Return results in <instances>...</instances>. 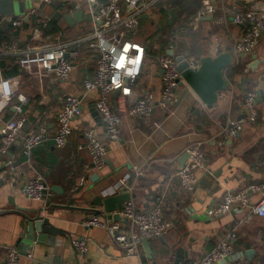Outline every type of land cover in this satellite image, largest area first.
Here are the masks:
<instances>
[{
    "label": "crops",
    "instance_id": "obj_1",
    "mask_svg": "<svg viewBox=\"0 0 264 264\" xmlns=\"http://www.w3.org/2000/svg\"><path fill=\"white\" fill-rule=\"evenodd\" d=\"M57 1L36 6V14L29 15L33 5H27L25 14L12 17L25 18L20 29H14L8 17L1 24L6 35L0 42V76L18 77L20 93L26 100L14 98L2 119L8 121L22 116L25 125L9 151L0 152V255L5 246H18L22 251L31 245L30 257L23 256L21 264H189L201 259L232 229L236 220L247 218L262 196L259 192L252 193L250 206L235 208L220 218L207 217V209L226 194L250 184L264 183V35L254 54L236 56L234 44L243 28L234 24L229 14L233 6L245 11L264 0H220L214 17L201 21H195L196 15L189 18L178 7L180 0L155 3L146 0L147 5L153 4L140 21L138 35L131 40L144 46L148 57L132 95L124 98L114 93L111 96V104L122 118V133L119 141L107 142L108 163L103 171L95 170L85 147V133L89 129L105 139L104 125L96 109L100 92L87 90L84 85L98 67L97 54L89 46L93 29L87 17L72 25L67 21V16L74 15L72 8L79 0H68V4H63L66 0ZM162 2L166 5L162 6ZM160 15L164 21L156 29L154 20ZM52 22L58 31L47 33ZM33 36L37 37L35 44L31 41ZM188 36L195 37L192 46L184 44ZM75 40H82L79 47L83 60L68 81L55 75L29 73L19 65L20 57L30 46L45 50ZM173 44H178L176 56L189 59L230 53L232 66L226 72L229 89L219 94L218 104L212 108L189 90L182 102L174 103L169 110L157 108L150 121L129 117V109L144 91H151L159 99L162 74L155 60L159 54L170 52ZM256 62V69L251 68ZM184 88L187 86L181 92ZM250 92L256 94L255 122L246 120L244 109L246 94ZM66 96L79 97L82 105L80 116L72 122L67 145L58 149L51 141L39 146L32 151L28 162L23 153L24 137L45 127L53 138L57 130L56 113ZM15 106L22 111L17 112ZM230 118L245 120L241 134L233 139L224 133ZM2 143L0 135V146ZM192 145L200 147L207 167L200 172L194 191L186 193L174 175L187 163L186 150ZM10 163L15 164L14 170ZM39 173L56 189H52L54 197L47 208L28 199L22 191L26 182ZM122 195L129 196V201L142 211L151 209L162 196L164 216L172 223L163 237L139 243L136 256L124 255L106 229L84 225L94 215L109 220L111 213L105 209V200ZM125 202L118 200L114 206H125ZM38 216L48 219L58 229L55 235H46L42 243L26 240V225H23L27 219ZM79 238L88 242L83 256L72 245ZM234 246L250 263L264 264V218L252 216L245 221ZM249 251L254 253L248 256Z\"/></svg>",
    "mask_w": 264,
    "mask_h": 264
},
{
    "label": "built area",
    "instance_id": "obj_2",
    "mask_svg": "<svg viewBox=\"0 0 264 264\" xmlns=\"http://www.w3.org/2000/svg\"><path fill=\"white\" fill-rule=\"evenodd\" d=\"M27 5H33L29 14H36L39 5H50L54 0H23ZM161 0H153L157 2ZM220 0H201V6L197 10L195 21L212 18L219 8ZM149 3L150 4H153ZM146 0H107L106 4H100L97 0H85L78 2L72 13L79 10L90 19L92 34L89 38V46L97 54L98 67L92 79L86 80L84 85L87 90L98 89L100 92L96 102V109L101 117L105 129V139L98 136L95 130L89 129L85 133L86 145L93 166L96 171H103L108 163L107 142H116L121 139L122 118L111 104V96L120 93L122 97L132 95L133 88L138 84L146 61L147 53L144 46L134 42L138 35L140 21L149 8ZM234 24L241 26L243 31L237 37L234 44V54H254L260 39L264 35V3L255 2L245 11H239L236 6L229 10ZM29 18V17H26ZM24 17L10 18L14 29L22 27ZM7 18L1 17L0 24ZM49 20L45 21L47 25ZM35 44L37 37L33 36ZM82 41V40H81ZM79 40L68 44H61L45 50L29 47L20 57L19 65L23 71L38 73L42 76L55 75L62 81H68L77 65L83 60ZM170 52L175 49L171 46ZM156 64L162 74V91L159 99L151 91H144L134 102L128 111V116L134 119L150 121L153 119L157 108L169 110L170 106L177 102L183 86L182 75L178 69L175 55L163 52L156 57ZM189 68L197 70L200 67V59L188 58ZM14 98L25 102V96L20 93L19 78H5L0 76V135L3 143L0 152L7 153L14 142L20 138L25 125V118L19 117L3 121V116L11 106ZM256 94L247 93L244 101L246 120L255 122L257 119ZM81 100L77 96H66L60 110L56 113L57 130L52 138L45 127H39L35 132L27 134L23 139V153L31 162L32 151L42 145L53 141L56 148H64L72 133V122L81 114ZM17 112L21 108L14 107ZM245 120L230 118L224 129L228 138L238 137L243 130ZM187 163L175 172L179 187L183 192L192 193L198 184L200 172L207 167L206 158L198 145H192L186 150ZM11 169L16 168L10 163ZM2 178L0 177V184ZM23 194L30 200L41 203L47 208L53 197L54 191L42 174H36L30 178L22 188ZM262 193L260 200L255 203L246 219L235 221L232 229L217 243V245L204 256L189 264H252L235 249L239 228L252 216L264 218V183L250 184L238 192L228 193L217 204L207 209V217L220 218L231 213L235 208L243 209L250 206L252 193ZM119 215L126 220L116 222L111 219L103 220L94 215L84 222L87 227H101L107 230L110 238L119 246L124 255L136 256L138 244L143 241H152L163 237L171 228L172 223L164 216V200L160 196L155 200L154 206L142 211L137 209L133 201H128ZM72 245L78 255L87 253L88 242L84 238L74 239ZM0 255V264H21L22 251L18 246H5ZM30 257V254H26Z\"/></svg>",
    "mask_w": 264,
    "mask_h": 264
},
{
    "label": "water",
    "instance_id": "obj_3",
    "mask_svg": "<svg viewBox=\"0 0 264 264\" xmlns=\"http://www.w3.org/2000/svg\"><path fill=\"white\" fill-rule=\"evenodd\" d=\"M100 4H106L107 0H97ZM18 2L22 3V0H0V18L8 17L12 18L17 15ZM20 5V3H19ZM25 9V5L22 3L20 9ZM24 13V11H23ZM69 24L75 22H82L85 20L84 12L82 10L74 13L72 17L67 16ZM171 55H175L174 52H169ZM178 64V69L182 75L183 81L180 82V86L184 84L187 88H184L179 93L177 104L182 102L189 90H191L198 99L206 105L208 108L215 107L218 104L219 94L229 89V83L226 79V72L232 66V56L230 53H222L218 56H206L200 60V67L197 70H192L188 65V58L184 55H175ZM255 60L257 59L254 56ZM257 63V62H256ZM261 63L260 61L258 62ZM257 64H253L251 68L256 69ZM175 103V104H176ZM188 157V154L186 155ZM56 190L55 188H52ZM118 200L129 201V196L122 195L117 198H109L104 202V206L107 212L111 213L110 219L116 222H126L120 215L119 212L124 209V206H114ZM128 200V201H127ZM26 225V240L30 242L42 243L46 239V235H55L58 229L54 228L48 219L38 216L36 218L27 219L23 223ZM39 236H35V234ZM53 238V237H52ZM149 243V241H144ZM30 246L24 247L22 254L26 256ZM254 251H249L248 256H251Z\"/></svg>",
    "mask_w": 264,
    "mask_h": 264
},
{
    "label": "trees",
    "instance_id": "obj_4",
    "mask_svg": "<svg viewBox=\"0 0 264 264\" xmlns=\"http://www.w3.org/2000/svg\"><path fill=\"white\" fill-rule=\"evenodd\" d=\"M200 6H201V3L199 0H180L178 3V7H180L184 11H186L189 15V18L194 17L196 15L197 10L200 8ZM0 20H1V18H0ZM55 25H56L55 22H52V24L50 25L52 28L49 29L50 28V26H49V28H48L49 30L47 29V33L58 31L57 28L55 27ZM5 35H6V32L1 27V24H0V42L5 40V38H4ZM202 57H204V56H202ZM234 71H236V70H234Z\"/></svg>",
    "mask_w": 264,
    "mask_h": 264
},
{
    "label": "rangeland",
    "instance_id": "obj_5",
    "mask_svg": "<svg viewBox=\"0 0 264 264\" xmlns=\"http://www.w3.org/2000/svg\"><path fill=\"white\" fill-rule=\"evenodd\" d=\"M67 1V2H66ZM63 4H68L69 2H68V0H66ZM55 2H58L57 0H54V3ZM62 2V1H61ZM75 2V1H74ZM78 2H80V3H83V2H85V0H79ZM166 2V1H165ZM165 2H162L161 3V5L162 6H165L166 5V3ZM19 3H20V5L23 3L24 5H25V9H20V5H19ZM22 3L21 2H18V8H17V14H22L23 13V11H24V13L23 14H25L26 13V8H27V4L22 0ZM76 3V2H75ZM161 6H159V8H160ZM159 8H157L158 10H157V13H159ZM84 17H85V15H84ZM164 21V18L160 15V17L158 16V17H156L155 18V20H154V23L156 24V26H155V28L156 29H158L159 28V25L158 24H161V22H163ZM194 42H195V37H192V36H188V37H186V40L184 41V44H187L188 46H190V44H191V46L194 44ZM178 43V42H177ZM179 45H180V43H178ZM178 44H173L174 46H172L174 49H178V47H177V45ZM186 45V46H187ZM194 47V46H193ZM192 48V47H191ZM194 51L192 50V51H189L188 52V55L189 56H191L192 55V53H193Z\"/></svg>",
    "mask_w": 264,
    "mask_h": 264
}]
</instances>
